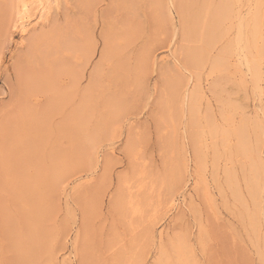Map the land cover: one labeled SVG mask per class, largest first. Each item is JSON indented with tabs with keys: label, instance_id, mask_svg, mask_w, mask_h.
<instances>
[{
	"label": "rangeland",
	"instance_id": "374dc122",
	"mask_svg": "<svg viewBox=\"0 0 264 264\" xmlns=\"http://www.w3.org/2000/svg\"><path fill=\"white\" fill-rule=\"evenodd\" d=\"M263 206L264 0H0V264H264Z\"/></svg>",
	"mask_w": 264,
	"mask_h": 264
},
{
	"label": "bare ground",
	"instance_id": "6f19581e",
	"mask_svg": "<svg viewBox=\"0 0 264 264\" xmlns=\"http://www.w3.org/2000/svg\"><path fill=\"white\" fill-rule=\"evenodd\" d=\"M40 1V0H39ZM26 8V7H25ZM24 10V9H23ZM23 12V11H22ZM24 13H25V10H24ZM23 14V13H22ZM24 15V14H23ZM244 26V25H243ZM264 207V206H263Z\"/></svg>",
	"mask_w": 264,
	"mask_h": 264
}]
</instances>
